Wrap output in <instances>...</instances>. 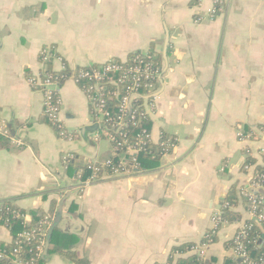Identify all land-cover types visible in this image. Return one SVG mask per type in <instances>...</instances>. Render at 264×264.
<instances>
[{"label": "crops", "instance_id": "crops-1", "mask_svg": "<svg viewBox=\"0 0 264 264\" xmlns=\"http://www.w3.org/2000/svg\"><path fill=\"white\" fill-rule=\"evenodd\" d=\"M214 1L0 0V134L7 142L0 200L14 198L25 221L53 205L55 219L61 207L54 227L77 236L70 249L88 264H154L173 246L203 242L212 215L233 196L228 209L236 214L205 252L225 264L226 242L238 224L254 220L242 192L264 149V0ZM166 36L167 67L148 113L151 141L166 133L174 146L156 169L81 184L78 197L63 159H104L110 143L95 140L74 78L58 89L57 123L71 133L65 139L45 121L42 91L28 77L46 63L59 72L135 51L162 57ZM9 240L0 225V242ZM45 264L74 263L54 253Z\"/></svg>", "mask_w": 264, "mask_h": 264}, {"label": "built area", "instance_id": "built-area-1", "mask_svg": "<svg viewBox=\"0 0 264 264\" xmlns=\"http://www.w3.org/2000/svg\"><path fill=\"white\" fill-rule=\"evenodd\" d=\"M216 2V0L214 1ZM216 11V10H214ZM48 53L43 51L41 53V61L46 62L48 60ZM122 62L127 60V56L124 59H119ZM99 64V63H98ZM101 68L94 69L91 71L79 70L76 74L77 78L86 79L89 82L87 87V92H84L88 104H91V116L95 121V126H97L96 132L94 133L95 140H100L101 137H104L107 141L114 140L115 137L110 134V131H114L120 138L117 141V148L125 147V152L122 153L118 160V166L123 168L122 171H115V175L126 174L134 171V166L136 164V160L133 159V164H130L129 167H126L127 161L124 158V154H136L140 151V147L137 145L138 141L143 138L150 139V131L146 133V130H142L140 133L136 134V141L134 145H132L129 140L126 138V132H123V128L128 126L137 127L142 120L149 119V109L152 108L153 103L152 100L156 96V91L158 88H155L153 79L155 77H160V69L153 68L152 63L145 62L143 58L139 55H136L133 59V64L129 66L127 69L121 73V75H112L109 72H112L116 67L110 62V60L100 63ZM91 65V64H90ZM88 65V66H90ZM74 78V77H72ZM77 78H74L75 81ZM59 76L52 74L51 72H41L37 77H28V83L33 88H39L43 94V112L46 116L47 120L52 124H55L58 131H64V136L62 133L59 135L63 138H66L71 135L68 131L62 128L57 122V117L61 107V99L59 97ZM106 83L114 84L122 86L124 88V93L122 96L119 94V90L112 92L113 96L118 100V104L116 106V111L114 114L109 110L105 109L106 106V97L109 92L106 89L103 81ZM145 89L147 93L142 96L145 99H149L150 101H146L141 105H137V99L141 94V91ZM136 105L140 110H132V107ZM262 159L260 163L255 166L251 165L252 173L250 175V180L248 182L247 187L242 192V197L246 202L247 210L250 216L254 218L257 222L261 223V226L264 230V149L261 150ZM109 163V162H107ZM249 168V166H248ZM91 183L87 182H79L78 186L84 184ZM82 184V185H81ZM230 202H225L222 207L230 208ZM221 212V211H220ZM220 212H215L212 217V224L210 229L205 233L203 242L195 244L187 253L185 254H195L198 258L207 260L205 256V249L213 243V237L216 235V232L219 228L224 225L226 222L221 218ZM46 214V213H45ZM24 217V216H23ZM51 220H48L47 215L42 216L38 224L32 231H21L18 236L24 240H32L36 239L35 249L37 252H43L46 244L47 230L49 226L52 224ZM44 230V231H43ZM46 232V236H45ZM231 245L229 246V250L231 252V256L236 258L242 264H264V252L262 255L256 260L252 259L251 252L248 249L249 245H256L260 250H264V244L260 240L258 235L252 233V225L250 222H242L238 224L234 234L231 237ZM258 242V243H257ZM13 253L15 254L14 264H36L34 259L30 261H22L17 257L18 248L15 246L13 248ZM177 254L176 256H178ZM194 264V263H193ZM228 264H233L229 262ZM235 264V263H234Z\"/></svg>", "mask_w": 264, "mask_h": 264}, {"label": "trees", "instance_id": "trees-1", "mask_svg": "<svg viewBox=\"0 0 264 264\" xmlns=\"http://www.w3.org/2000/svg\"><path fill=\"white\" fill-rule=\"evenodd\" d=\"M136 55H139L143 58L145 62L152 63L153 68L160 69L162 68V57L160 53L155 52L154 50H145V51H135L132 53H129L127 55V60L125 62L120 61L118 58H112L110 62L116 67L112 70V72H109V74L112 75H121V73L124 71V69H127L129 66L133 64V59ZM47 64V65H46ZM45 69H43L42 72H51L52 74H55L59 76L58 83L61 85L63 81L66 78L69 77H76V74L79 70H85V71H91L94 69L101 68V64L93 63L90 66H82L77 67L74 71L71 69L64 68L62 71L55 72L52 69H50V63H46ZM161 72V70H160ZM76 83L79 86L81 90L84 92H87V87L89 85V82L86 79L83 78H77ZM104 85L106 86L107 91L109 94H107L106 97V106L105 109L109 110L114 114V111H116V106L118 104V100L113 96L112 92L120 91L119 94L122 96L124 93V88L122 86H117L114 84L106 83V81H103ZM153 83L155 88H159L160 82L159 78L155 77L153 79ZM118 89V90H117ZM145 92L147 93V90L143 89L141 91L140 96L138 97L137 105L145 103L146 101H150L147 98L145 99L142 97ZM140 110L139 108L132 107V110ZM89 111L91 113V104L89 103ZM45 121L52 126V123L48 121L44 117ZM56 128V125H53ZM264 128V124H263ZM146 130V133H148L151 129V121L150 119L142 120V122L137 127H131L128 126L126 128H123V132H126V138L129 140V142L134 145V142L136 141V134L140 133L142 130ZM67 132V131H66ZM110 134H112L115 139L110 141V153L107 157L104 159H98L93 161H86L84 163H77L74 156L71 154L69 156H66L63 159V163L65 166L66 173L69 175L70 178H72L76 182H94L99 181L104 178L113 177L115 176V171H122L123 168L121 166H118V160L120 156H122V153L125 152V147L117 148V141L119 140V136L112 130L110 131ZM6 139L0 134V147L6 146ZM175 144L174 137L162 133L159 142L153 143L152 141L143 138L142 140L138 141V146L140 147V151L136 154H124V158L127 161L126 167H129L130 164H133V159L136 160V164L134 166V171H141V170H153L156 169L159 166V161L161 158V155L164 153L170 151L172 147ZM109 162V163H107ZM228 202H231L234 200L233 196L227 197ZM14 198H4L0 200V225L6 227L10 232V240L9 241H1L0 242V264H14L12 260L15 258V254L13 253V248L16 246L18 248V254L17 257L20 258L22 261H30L31 259H34L36 264H45L46 263V255H44L42 252H37L35 249L36 245V239L32 240H24L21 239L18 234L21 231H32L35 226L37 225V221L45 214V212L40 213L38 211H32L29 217H31L30 221H25L24 217L26 212L24 209L20 208L15 204ZM225 201V202H227ZM54 205L51 207V212H47L49 214L54 215ZM76 209V206L74 203H72L69 207V211L73 213ZM236 213L230 211L227 208L222 207L220 215L221 218L225 221L232 220L234 215ZM252 225V233L255 235H258L260 237V241L264 244V230L261 226V223L257 222L256 220H250L248 221ZM213 240L215 236H212ZM49 247L47 254H60L63 257L69 259L74 264H88V261L85 257L80 256L76 251L71 250V245L77 242L78 238L76 235L62 232L58 230L57 228H53L51 232L49 233ZM205 240V238L203 239ZM257 242V243H258ZM195 243L193 242H186L177 246H173L170 250L169 256L165 260L164 263H154V264H213V261L211 259H201L198 258L195 254H185L187 251L193 247ZM226 245H231V240L226 242ZM255 245H249L248 249L251 252V256L253 260H256L259 258L264 250H260ZM179 254L177 257L176 255ZM229 262L235 263V264H242L240 261L236 258H233L232 256L227 259V262L225 264H228Z\"/></svg>", "mask_w": 264, "mask_h": 264}, {"label": "water", "instance_id": "water-1", "mask_svg": "<svg viewBox=\"0 0 264 264\" xmlns=\"http://www.w3.org/2000/svg\"><path fill=\"white\" fill-rule=\"evenodd\" d=\"M168 43H169V39H168V36H166L165 37L164 50L162 52V58H163V60L165 62V65L161 68V73H160V77H159L160 84H161V76H162L163 72L165 71V69L167 67V46H168ZM158 91H156L155 94H153V95L155 96L158 93ZM60 213H61V207L58 209L55 219H53L52 224L48 228L47 237H46V244H45V248H44V250L42 252L44 255H47V251H48V247H49V238H48L49 237V233L51 232V230L54 228V226L56 225L57 221L59 220Z\"/></svg>", "mask_w": 264, "mask_h": 264}, {"label": "rangeland", "instance_id": "rangeland-1", "mask_svg": "<svg viewBox=\"0 0 264 264\" xmlns=\"http://www.w3.org/2000/svg\"><path fill=\"white\" fill-rule=\"evenodd\" d=\"M132 53V52H131ZM112 58H110L109 60H111ZM101 63V62H100ZM99 63V64H100ZM82 67V66H81ZM40 90V89H39ZM41 91V90H40ZM60 112V111H59ZM90 118L93 120V117L90 115ZM56 133L57 134H60V133H62V135L64 136V131H56ZM70 136H68L67 138H65V139H68ZM64 138V137H63ZM119 175H124V174H119ZM125 175H130V173H126ZM76 182V181H75ZM90 184V183H89ZM85 185H87V184H85ZM75 189H76V192H77V196L78 197H80L79 196V194H80V192H83V189L82 188H80V186H78L77 184L75 185ZM46 214H44V216H46L47 215V217H48V220L50 221L51 220V223L53 222V219H54V215L53 214H49V213H47V212H45ZM30 219H31V217H30ZM30 219H28V221L27 222H29L30 221ZM39 221V220H38ZM38 221H37V223L36 224H38ZM50 223V224H51ZM44 231V230H43ZM208 231V230H207ZM47 232H48V230H47ZM206 233V232H205ZM205 235V234H204ZM203 235V236H204ZM45 236H46V232H45ZM211 245H212V243H211ZM210 246V245H209ZM208 246V247H209ZM208 247H207V249H208ZM207 249H205V252L207 251ZM13 262V261H12ZM14 263V262H13Z\"/></svg>", "mask_w": 264, "mask_h": 264}]
</instances>
